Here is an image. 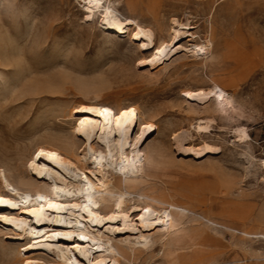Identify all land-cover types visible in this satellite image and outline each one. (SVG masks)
Here are the masks:
<instances>
[{"label":"rangeland","instance_id":"obj_1","mask_svg":"<svg viewBox=\"0 0 264 264\" xmlns=\"http://www.w3.org/2000/svg\"><path fill=\"white\" fill-rule=\"evenodd\" d=\"M103 2L122 21L152 30L156 44L179 28L173 20L193 36L179 40L164 63L147 67L141 60L153 50L139 48L135 26L122 36L108 32L100 15L86 17L82 0H0V169L33 191L27 163L43 147L93 171L74 134V110L130 109L154 127L140 144L147 173L125 184L110 170V201L100 205L113 206L126 193L134 222L136 206L177 209L172 227L155 232L148 247L131 249L122 242L126 231L107 234L128 256H117L119 264H264V0ZM205 44L206 55L191 50ZM214 84L226 89L229 104L189 98ZM200 123L208 129L199 131ZM133 132L131 140L137 127ZM11 229L0 224V264L56 260L26 251L27 236Z\"/></svg>","mask_w":264,"mask_h":264},{"label":"bare ground","instance_id":"obj_2","mask_svg":"<svg viewBox=\"0 0 264 264\" xmlns=\"http://www.w3.org/2000/svg\"><path fill=\"white\" fill-rule=\"evenodd\" d=\"M82 1L87 3L86 17L91 19L100 15L103 27L108 32L122 36L128 32L127 26H135L133 38L143 39L139 48L153 50L148 58L141 60L142 66L152 67L164 63L176 50L179 40L193 36L185 30L187 24L173 20L179 28H173L168 41L156 44L152 30L141 27L135 20L122 21L113 4L105 5L103 0ZM209 46L196 45L191 50L196 55H206V47ZM189 98L197 101L214 99L221 105L231 102L226 89L219 84L190 93ZM73 117L76 119L74 134L84 142L87 156H90L91 164L94 165L93 171L84 161L82 163L74 157L43 147H38L27 163V170L32 177L27 185L33 186V191L18 188L0 169V224L27 236L25 248L29 253L42 251L56 256L53 262L45 260L43 255L29 256L24 258V264H119L117 256L124 259L128 256L122 248L113 245L107 234L129 232L122 242L133 249L138 245L142 248L154 244L155 232H164L172 227L174 213L171 210L177 209L172 204L168 206L170 209H158L150 204L143 208L136 206L140 216L135 222L131 220L132 214L127 208L126 193L119 192L113 206L100 205V201H110L104 196V193H109V186L104 180L110 170H115L117 177L125 184L147 173V157L140 144L154 127L140 122V117L130 109L119 108L115 111L102 104L79 105ZM136 127V135L131 140L129 137ZM197 129L204 131L208 127L200 123ZM242 134L243 138L247 136L245 132ZM87 156L83 158L86 160ZM21 183L26 182L21 178ZM8 189L14 194L8 193ZM66 197L76 199L63 200ZM117 222L122 224H119L121 228ZM162 235L159 234L160 237ZM74 236L81 241L76 242ZM132 237L134 240H131ZM30 239L34 242L31 243ZM174 264L194 263L177 260Z\"/></svg>","mask_w":264,"mask_h":264}]
</instances>
